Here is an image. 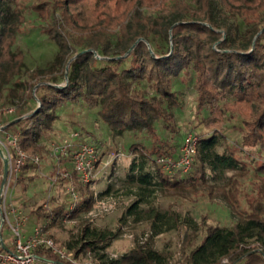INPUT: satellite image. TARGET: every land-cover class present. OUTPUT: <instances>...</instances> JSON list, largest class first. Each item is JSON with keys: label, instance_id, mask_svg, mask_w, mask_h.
<instances>
[{"label": "trees", "instance_id": "16d2710c", "mask_svg": "<svg viewBox=\"0 0 264 264\" xmlns=\"http://www.w3.org/2000/svg\"><path fill=\"white\" fill-rule=\"evenodd\" d=\"M149 9L159 11L149 16ZM27 14L40 20V30L57 46L45 67L26 69L25 54L16 47ZM176 79L193 82L196 93L199 142L186 174L169 173L159 162L177 158L185 136L173 110L184 104ZM82 102L97 109L112 135L141 138L129 146L139 154L126 179L137 198L124 216L149 221L152 233L112 257L108 249L121 228L102 229L86 220L66 243L75 258L90 253L99 264H167L154 237L182 223L197 233L198 224L141 205L158 189L185 196L204 186L213 199L217 186L208 175L230 170L220 188L235 219L207 225L195 246L187 240L186 263L264 264V0H0V105L16 106L5 118L6 129L20 135L29 156L15 181L38 170L31 157L48 154L43 139L50 138L60 110ZM229 127L239 134L233 144L225 140ZM75 149L59 155V166L70 175L61 180L76 186L78 202L69 212L66 203L32 209L47 228L91 208L93 193L78 178ZM35 252L39 264L63 262L47 248Z\"/></svg>", "mask_w": 264, "mask_h": 264}, {"label": "rangeland", "instance_id": "374dc122", "mask_svg": "<svg viewBox=\"0 0 264 264\" xmlns=\"http://www.w3.org/2000/svg\"><path fill=\"white\" fill-rule=\"evenodd\" d=\"M158 11V9H149V11H146V15H156ZM39 23L38 18L32 14H27L23 31L18 34L16 47L25 54L26 69L47 66L53 60L57 51L56 44L40 30ZM174 89L184 100L182 108H173L177 123L183 128L184 135L190 131L198 134L199 130L194 128L198 120L195 116L196 93L193 82L186 84L180 79H176ZM13 106L16 109V106ZM2 107L8 108V106ZM59 114V119L54 124L50 138L43 139L49 152L44 159L40 157L41 161L37 164L39 165L38 170L28 172L27 174L31 178L23 182H17L13 179L11 186L7 189V185H5L2 192L4 153L0 147V195H2L0 229L4 241L12 246L16 239V234L12 228L17 223L16 214L21 217L24 223V226L21 227V234L24 235V232L32 226V218H37L31 213L32 209L40 205L52 208L58 204L66 203L69 206L72 203L69 194L70 184L61 180L62 177L68 178L70 175L62 171L63 166H59L60 153L54 157L50 151L54 144L62 146L64 140L71 139L75 132H78L80 136L78 140L71 142L72 149H75L80 143H90L98 150L99 162L95 177L89 184V190L93 193V200L95 196L98 197L109 186L113 188L109 194L104 195L102 198L109 199L107 201L112 207L114 206V210L103 213L92 222L93 225L102 229L117 230L121 228V235L112 241L108 249L110 256L118 257L137 243L143 244L148 241L152 233L151 223L147 220L134 222L132 217L124 216L127 207L137 198L135 196L136 189L131 188L126 179L136 155L139 156V154L132 153L129 146L135 140L139 142L141 138L135 139L130 133H125L123 136L112 135L108 132V125L98 116L97 109L89 107L84 102L65 106ZM7 117H9V114L4 113V122ZM9 132L14 133L11 130ZM224 134L226 135L225 140L231 144L239 138L238 132L232 127L225 130ZM220 140L222 142L220 149H222L224 139L220 138ZM232 173L233 171L224 170L214 176L208 175L209 184L217 186L213 199L208 196L207 188L204 186H201L198 194L188 193L185 196L158 189L150 198L149 203L141 205L143 209L150 206L161 211H175L182 221L189 217L193 218L198 224L197 233H194L192 229L182 223L178 228L167 230L154 237L153 245L167 255V264H187L185 260L188 247L187 240H193H191L190 246L197 245L205 234L204 229L207 225H230L234 221L235 217L223 201L220 188L227 182ZM86 215L85 213L78 218H74L73 222L67 220L68 218L65 216L61 225L52 228L46 227L45 230L50 237L60 243L62 248H66L67 241L78 234L84 222L86 220L91 222ZM46 224L45 220L39 218L35 221V226ZM75 260L76 262L73 264H99L90 253L81 254ZM41 264L45 263L42 262ZM233 264L245 263L238 260Z\"/></svg>", "mask_w": 264, "mask_h": 264}, {"label": "built area", "instance_id": "2783aa9c", "mask_svg": "<svg viewBox=\"0 0 264 264\" xmlns=\"http://www.w3.org/2000/svg\"><path fill=\"white\" fill-rule=\"evenodd\" d=\"M14 111V106L4 108L0 105V147L2 148L4 157L9 162L8 180L6 182L7 189L11 186L12 181L17 178L23 166L29 159L26 151L19 145L20 135L18 133H11L6 129V123L4 122L3 115L4 113L6 114ZM79 136V133L75 132L71 139L68 138L64 140V144L62 146L54 144L50 153H52V156L54 157H56L59 153L62 155L67 154L69 147L72 145L71 142L78 140ZM198 142L199 136L197 133L193 131L187 132L181 141L179 156L177 158L166 156L160 158L159 162L163 164L164 169L169 173H188L197 154ZM31 161L34 164H39L41 158L39 155H34L31 157ZM73 162L80 182L83 184H90L95 177V171L99 162L97 148L90 143L78 144L75 151H73ZM69 194L72 203L68 206V210L72 211L79 199V195L74 184H70ZM98 197L95 196L91 208L86 212V216L91 222L103 213H109L114 210V206L112 207L107 201L109 199H103L102 197H99L102 198L99 199ZM105 201H107V203H105ZM66 218H68L67 220L73 222L69 213L66 215ZM15 219L17 223L15 226H12V228L16 234V239L14 240L13 245H8L2 236L0 237V264H39L42 259L35 252L38 247H44L51 250L59 257L60 260L63 261H57L52 264H73L76 262L74 255L70 251L66 248H62L60 243L56 242L48 235L45 230L46 225L35 226L31 235L26 238L21 234V227L24 226L21 217L16 214Z\"/></svg>", "mask_w": 264, "mask_h": 264}, {"label": "water", "instance_id": "95a60500", "mask_svg": "<svg viewBox=\"0 0 264 264\" xmlns=\"http://www.w3.org/2000/svg\"><path fill=\"white\" fill-rule=\"evenodd\" d=\"M140 40H138L139 42ZM9 162L8 160L4 157V173H3V179H2V185H1V192L4 189V186L6 185V182L8 180V173H9ZM1 196L0 195V202H1ZM1 229H0V237H1ZM2 241V240H1ZM3 242V241H2Z\"/></svg>", "mask_w": 264, "mask_h": 264}, {"label": "crops", "instance_id": "0c3cea01", "mask_svg": "<svg viewBox=\"0 0 264 264\" xmlns=\"http://www.w3.org/2000/svg\"><path fill=\"white\" fill-rule=\"evenodd\" d=\"M37 220V218H35V217H33L32 218V221H33V223H32V226L28 229V231H26V232H24V236L27 238V237H29L30 235H31V233H32V231H33V229H34V227H35V221ZM8 245H10V244H8Z\"/></svg>", "mask_w": 264, "mask_h": 264}]
</instances>
